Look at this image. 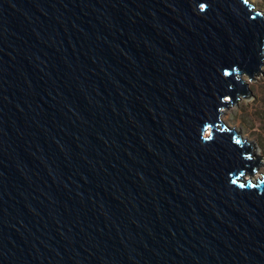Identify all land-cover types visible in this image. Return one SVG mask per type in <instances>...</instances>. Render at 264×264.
<instances>
[{"label":"water","instance_id":"obj_1","mask_svg":"<svg viewBox=\"0 0 264 264\" xmlns=\"http://www.w3.org/2000/svg\"><path fill=\"white\" fill-rule=\"evenodd\" d=\"M262 67L249 0H0V264H264Z\"/></svg>","mask_w":264,"mask_h":264},{"label":"rangeland","instance_id":"obj_2","mask_svg":"<svg viewBox=\"0 0 264 264\" xmlns=\"http://www.w3.org/2000/svg\"><path fill=\"white\" fill-rule=\"evenodd\" d=\"M254 10L264 13V0H251ZM264 72V67H262ZM264 74V73H263ZM250 96L239 98L223 110L221 120L229 128L240 133L243 140L254 145V151L264 163V76L260 74L248 81ZM264 173V165L258 168L254 177Z\"/></svg>","mask_w":264,"mask_h":264},{"label":"flooded vegetation","instance_id":"obj_3","mask_svg":"<svg viewBox=\"0 0 264 264\" xmlns=\"http://www.w3.org/2000/svg\"><path fill=\"white\" fill-rule=\"evenodd\" d=\"M262 165H263V163H262V164H260V165L258 166V168H260ZM258 168H257V170H258Z\"/></svg>","mask_w":264,"mask_h":264},{"label":"snow or ice","instance_id":"obj_4","mask_svg":"<svg viewBox=\"0 0 264 264\" xmlns=\"http://www.w3.org/2000/svg\"><path fill=\"white\" fill-rule=\"evenodd\" d=\"M201 7H202V8H204V7H205V5H201Z\"/></svg>","mask_w":264,"mask_h":264},{"label":"bare ground","instance_id":"obj_5","mask_svg":"<svg viewBox=\"0 0 264 264\" xmlns=\"http://www.w3.org/2000/svg\"><path fill=\"white\" fill-rule=\"evenodd\" d=\"M249 2H251L252 3V1L251 0H249ZM222 115V114H221ZM220 118H221V116H220Z\"/></svg>","mask_w":264,"mask_h":264}]
</instances>
